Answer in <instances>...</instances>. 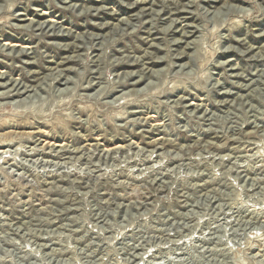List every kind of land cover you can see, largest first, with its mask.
Listing matches in <instances>:
<instances>
[{
	"label": "rangeland",
	"instance_id": "rangeland-1",
	"mask_svg": "<svg viewBox=\"0 0 264 264\" xmlns=\"http://www.w3.org/2000/svg\"><path fill=\"white\" fill-rule=\"evenodd\" d=\"M0 264H264V0H0Z\"/></svg>",
	"mask_w": 264,
	"mask_h": 264
},
{
	"label": "bare ground",
	"instance_id": "bare-ground-1",
	"mask_svg": "<svg viewBox=\"0 0 264 264\" xmlns=\"http://www.w3.org/2000/svg\"><path fill=\"white\" fill-rule=\"evenodd\" d=\"M10 48H12V47H10ZM21 49H24V48H21ZM18 86V85H17Z\"/></svg>",
	"mask_w": 264,
	"mask_h": 264
}]
</instances>
